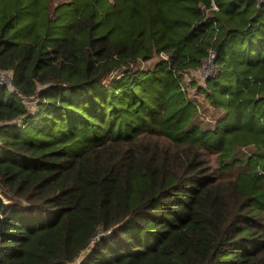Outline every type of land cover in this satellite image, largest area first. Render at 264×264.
Wrapping results in <instances>:
<instances>
[{
    "label": "trees",
    "instance_id": "obj_1",
    "mask_svg": "<svg viewBox=\"0 0 264 264\" xmlns=\"http://www.w3.org/2000/svg\"><path fill=\"white\" fill-rule=\"evenodd\" d=\"M0 73V264H264V2L0 0Z\"/></svg>",
    "mask_w": 264,
    "mask_h": 264
},
{
    "label": "built area",
    "instance_id": "obj_2",
    "mask_svg": "<svg viewBox=\"0 0 264 264\" xmlns=\"http://www.w3.org/2000/svg\"><path fill=\"white\" fill-rule=\"evenodd\" d=\"M261 2H264V0H257L258 4ZM213 8H216V7L214 6ZM214 58H215V53L213 51H210L208 59L204 62L203 66L200 68V71H201L203 76H214L215 75L216 70H215L214 65H213ZM206 64H207V66L210 67L209 71L207 73L204 72V66ZM1 80H4V82H2ZM5 80H7V81H5ZM0 84L7 85L8 87L12 88L11 81H10L9 77L5 74H2V73H0ZM79 261H80V259L77 260L73 264H78Z\"/></svg>",
    "mask_w": 264,
    "mask_h": 264
},
{
    "label": "water",
    "instance_id": "obj_3",
    "mask_svg": "<svg viewBox=\"0 0 264 264\" xmlns=\"http://www.w3.org/2000/svg\"><path fill=\"white\" fill-rule=\"evenodd\" d=\"M13 205V202L0 193V235L4 223V213L7 208Z\"/></svg>",
    "mask_w": 264,
    "mask_h": 264
},
{
    "label": "rangeland",
    "instance_id": "obj_4",
    "mask_svg": "<svg viewBox=\"0 0 264 264\" xmlns=\"http://www.w3.org/2000/svg\"><path fill=\"white\" fill-rule=\"evenodd\" d=\"M66 0H54V3H60ZM143 67V66H142ZM209 66H207V64L204 66V72L207 73L209 71ZM197 75H195L196 77L200 78L201 77V71H199L198 73H196ZM2 82H4V80H1ZM7 81V80H5ZM32 105V104H31Z\"/></svg>",
    "mask_w": 264,
    "mask_h": 264
}]
</instances>
